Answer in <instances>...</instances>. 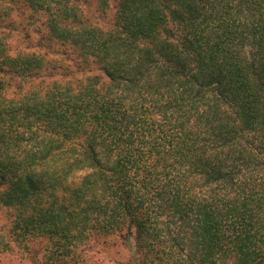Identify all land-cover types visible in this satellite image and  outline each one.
<instances>
[{"label":"trees","instance_id":"trees-1","mask_svg":"<svg viewBox=\"0 0 264 264\" xmlns=\"http://www.w3.org/2000/svg\"><path fill=\"white\" fill-rule=\"evenodd\" d=\"M117 1L103 29L76 0H0L89 68L1 52L0 251L121 234L132 264H264V0Z\"/></svg>","mask_w":264,"mask_h":264},{"label":"rangeland","instance_id":"rangeland-1","mask_svg":"<svg viewBox=\"0 0 264 264\" xmlns=\"http://www.w3.org/2000/svg\"><path fill=\"white\" fill-rule=\"evenodd\" d=\"M76 1L84 12L85 21L99 25L103 29L113 26L117 0ZM43 21V15H37L24 3L15 6H10L8 3L0 4V41L4 42V46L0 47V56L1 52L15 57L36 51L45 54L48 58L58 60V66L62 63L64 68L47 72V81H67L87 74L89 68L86 70L77 66L79 60L76 50L63 47L60 42L53 41ZM90 67L92 68V65ZM9 228L10 222L7 216L2 214L0 234L10 242L12 239L11 234L8 233ZM24 246L14 242L9 249L1 250L0 264H132V250L121 234L93 239L87 245L78 248L75 260L67 258L62 261H49L47 254L51 245L47 237H38L29 242V247Z\"/></svg>","mask_w":264,"mask_h":264}]
</instances>
